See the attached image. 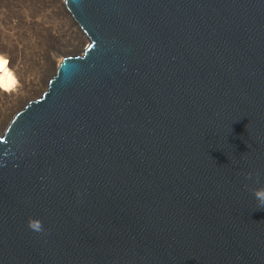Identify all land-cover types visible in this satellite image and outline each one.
I'll list each match as a JSON object with an SVG mask.
<instances>
[{
	"label": "water",
	"instance_id": "1",
	"mask_svg": "<svg viewBox=\"0 0 264 264\" xmlns=\"http://www.w3.org/2000/svg\"><path fill=\"white\" fill-rule=\"evenodd\" d=\"M88 37L0 132V264H264V0H66Z\"/></svg>",
	"mask_w": 264,
	"mask_h": 264
},
{
	"label": "bare ground",
	"instance_id": "2",
	"mask_svg": "<svg viewBox=\"0 0 264 264\" xmlns=\"http://www.w3.org/2000/svg\"><path fill=\"white\" fill-rule=\"evenodd\" d=\"M62 30L71 37L75 33L83 35L86 41L82 46L87 43L88 37L75 21L66 0H0V102L7 105L24 95L27 97L24 101L26 104L30 98L36 97H29V93L39 85L40 75L29 69L20 34L26 32L34 35L42 31L57 36ZM75 47V43H70L58 52H53L55 71L62 56L74 54ZM42 61L40 58L39 62L44 63ZM52 75L48 77L43 91ZM21 108L19 106L11 113L7 123Z\"/></svg>",
	"mask_w": 264,
	"mask_h": 264
},
{
	"label": "rangeland",
	"instance_id": "3",
	"mask_svg": "<svg viewBox=\"0 0 264 264\" xmlns=\"http://www.w3.org/2000/svg\"><path fill=\"white\" fill-rule=\"evenodd\" d=\"M83 37L84 36H80L79 33H75L74 37H71L64 30H62L61 34L57 36H52L49 33L42 31H39L37 34L34 35L26 32L20 34V38L23 42L22 46L24 48L25 58L30 64L29 69L30 71L37 72L40 75L39 85L35 90L30 91V96L28 95L29 97H37L38 95H40L43 92V88H45L48 77L52 73L54 74L56 65L53 52H58V50L63 49L65 46H67V44L70 43H75L76 45V47L74 48V53L82 51L84 47L82 46L83 42L86 41V39ZM40 58L43 60L42 62L44 63L39 62ZM26 98L23 95L20 98L8 103L7 105L0 102V132L5 129L3 127H6L5 123H7L8 119H10L11 113L16 110L19 106L23 107L25 105L24 101Z\"/></svg>",
	"mask_w": 264,
	"mask_h": 264
}]
</instances>
